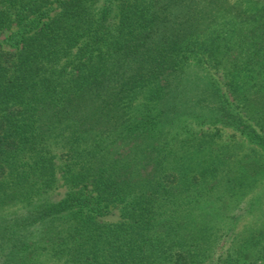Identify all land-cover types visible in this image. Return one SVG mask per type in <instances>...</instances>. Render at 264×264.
<instances>
[{"label": "trees", "instance_id": "trees-1", "mask_svg": "<svg viewBox=\"0 0 264 264\" xmlns=\"http://www.w3.org/2000/svg\"><path fill=\"white\" fill-rule=\"evenodd\" d=\"M4 31L0 206L22 207L0 216V264L207 259L201 218L218 213L188 207L200 200L181 196L202 184L165 168L161 138L194 145L172 134L191 118L264 150L211 75L223 70L232 100L264 116V0H0ZM252 164L264 156L228 172L226 193L264 173ZM114 209L121 221H98Z\"/></svg>", "mask_w": 264, "mask_h": 264}, {"label": "rangeland", "instance_id": "rangeland-1", "mask_svg": "<svg viewBox=\"0 0 264 264\" xmlns=\"http://www.w3.org/2000/svg\"><path fill=\"white\" fill-rule=\"evenodd\" d=\"M8 34L7 31L0 33V47L4 49L6 46L3 40ZM211 75L228 100L232 102L234 112H238L244 122L264 139V116L259 117L257 113H247L237 101L232 100L227 86L229 79L223 70H211ZM242 78L241 76L235 79L242 81ZM179 127L173 128L172 134L180 133V138L185 139V134L189 133L190 136L187 137L195 139L193 141L195 147L191 144L185 148L181 143L176 146L178 140L168 144L166 143L168 134L163 135L161 142L165 143V147H163L162 162L171 163L163 165L165 168L180 166L186 172H192L190 177L195 175L199 178L202 190H196L192 195L186 193L181 196L182 199L200 200V203L188 206L194 210L195 214L199 215L205 210L210 212L211 209L220 214H215L213 218L210 216L201 218L210 220L212 228L208 257L201 264H264V173L251 174L249 187L234 195L226 193L224 189L228 172H240L241 165L245 162H261L264 156L263 148L245 134L218 123L198 122L187 118ZM179 146L182 149H179ZM167 154L170 155L169 160ZM213 163L218 169L215 172H213ZM252 165L261 167L264 164ZM204 169L207 170L208 177L202 180L203 177L199 172ZM146 171H151V169L147 167ZM59 192L60 190H57L54 193ZM21 207L19 203L0 206V216L15 213ZM233 215H239L236 222L228 218ZM98 221L105 224L121 221L119 210L114 209Z\"/></svg>", "mask_w": 264, "mask_h": 264}]
</instances>
